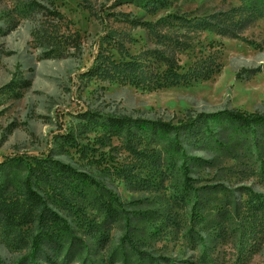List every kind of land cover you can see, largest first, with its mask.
Returning a JSON list of instances; mask_svg holds the SVG:
<instances>
[{"label": "rangeland", "instance_id": "374dc122", "mask_svg": "<svg viewBox=\"0 0 264 264\" xmlns=\"http://www.w3.org/2000/svg\"><path fill=\"white\" fill-rule=\"evenodd\" d=\"M29 1L0 0V163L49 156L89 174L119 202L118 213L108 215L83 194L48 200L81 243L68 264H264V127L254 138L227 134L220 140L227 149L185 145L187 155L202 160L191 168L189 189L173 159L153 164L150 153L135 159L119 141L103 146L93 133L77 139L86 148L81 156L56 138L86 110L173 123L221 110L264 116V18L251 23L242 41L192 29L201 15L238 6L237 0H144L142 6L130 0H36L49 12L56 9L64 18L58 21L35 6L21 11ZM124 17L154 24L153 32L180 38V44L189 42L179 56L184 68L200 52H213L219 73L153 92L99 81L84 85L79 76L93 62L105 31H113L129 56L157 46L152 34ZM161 18L167 27L156 24ZM38 29L52 33L62 57L45 56L32 36ZM75 41L79 51L71 46ZM111 54L120 59L115 50ZM252 70L259 71L251 77ZM12 80L18 86L8 91L4 87ZM123 217L129 218V244L122 240ZM25 246L0 230L4 264H19L29 251ZM55 253L48 247L38 264H66Z\"/></svg>", "mask_w": 264, "mask_h": 264}, {"label": "trees", "instance_id": "16d2710c", "mask_svg": "<svg viewBox=\"0 0 264 264\" xmlns=\"http://www.w3.org/2000/svg\"><path fill=\"white\" fill-rule=\"evenodd\" d=\"M237 1L238 6L201 15L192 22V29L244 41L242 33L254 20L264 18V0ZM143 2L144 0H130V3L137 6H142ZM40 4L36 0H30L19 9L30 13L34 11L35 6L43 9L49 20L64 19L56 9L49 12ZM172 18L182 21L176 16ZM123 21L131 26L144 28L156 39L157 46L129 56L124 44L119 38L116 39L113 31H105L99 38L98 52L93 62L79 76L84 85L99 81L153 92L202 82L219 73L220 64L213 52H200L199 56H195L191 64L184 68L180 64L179 56L190 47L189 42L183 45L179 43L180 38L166 36L165 32H153L154 24L127 17H124ZM156 22L164 27L169 25L165 18ZM32 36L43 46L47 58L62 57L63 51L61 52L60 44L52 33L47 35L38 29ZM71 46L75 51L80 49L76 41ZM111 50H115L119 55L118 61L111 54ZM258 71L252 70L248 74L252 77ZM17 86V81L12 80L4 88L14 91ZM262 127L263 115L247 114L238 110L188 114L177 123L136 119L125 115H102L86 110L81 114V120L76 126L70 127L62 135H56V138L61 145L73 148L81 156L85 155L86 148H83L77 139L80 135L93 133L103 146L111 144L113 140L119 141L122 149L135 159L146 157L148 153L152 156L150 161L153 164L158 160L163 164L168 159H173L177 162L184 188L189 189L192 182L191 168L199 165L202 160L187 155L185 145L197 144L204 147L213 144L219 149H227L225 143L220 142L227 134L237 137L238 134L245 133L254 138L257 130ZM28 159H5L0 163V230L5 238L18 243L24 242L28 248V253L19 264H38L40 256L47 257L45 252L48 247L54 248L55 256H61L62 263L68 264L72 259L74 247L81 243L69 225L50 209L48 200H63L69 195L79 193L95 206L105 209L108 215H112L118 213V199L89 174L81 173L59 160L49 156H32ZM119 176L127 177L124 173ZM106 201L108 205L104 207L103 202ZM121 222L124 227L122 240L129 244V218L123 217ZM0 264H4L1 259Z\"/></svg>", "mask_w": 264, "mask_h": 264}]
</instances>
